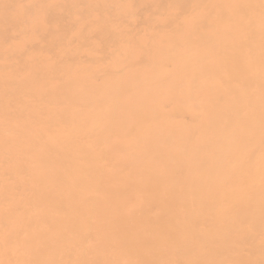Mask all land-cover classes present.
<instances>
[{
    "label": "bare ground",
    "instance_id": "6f19581e",
    "mask_svg": "<svg viewBox=\"0 0 264 264\" xmlns=\"http://www.w3.org/2000/svg\"><path fill=\"white\" fill-rule=\"evenodd\" d=\"M88 3L0 0V264H68L69 238L94 250V264H137L129 254L144 249L141 237L164 216L172 217L171 254L155 264H264V78L251 89L242 79L222 86L224 100L199 90L200 115L187 99L164 109L168 92L187 87L152 88L154 112L168 116L146 127L137 119L147 95L137 73L112 87L107 64L81 51L95 36L106 56L114 33L102 14L82 13ZM92 6L102 9L99 0ZM77 22L72 44L64 33ZM12 36L20 47L6 62ZM153 95L163 96L159 107ZM71 231L90 236L68 238Z\"/></svg>",
    "mask_w": 264,
    "mask_h": 264
},
{
    "label": "rangeland",
    "instance_id": "374dc122",
    "mask_svg": "<svg viewBox=\"0 0 264 264\" xmlns=\"http://www.w3.org/2000/svg\"><path fill=\"white\" fill-rule=\"evenodd\" d=\"M95 1L89 0L82 13L99 18L102 14V19L112 25L114 33L108 34L106 56L99 51L103 42L95 39V36L90 38L93 49L90 45L89 48L83 45L81 51L87 55L91 53L94 64H107V77H111L112 87L118 83L115 77L130 82L137 73L140 86L147 93L143 97V105L148 104L142 105L140 110L143 113L137 119L143 120L146 127L151 128L157 119L168 116L165 111L154 112L153 103H149L152 88L156 91L159 86L168 89L180 84L182 89L187 87L184 95H180V91L174 97L171 92L164 97L153 95L154 103L158 106L163 98L164 102L187 99L191 102L190 110L198 111L200 115L203 112V99L199 90L209 93L208 99L218 97L224 100L226 96L221 97L222 86H237L242 79L245 89H251L259 86L264 78L253 74L250 69L255 66L264 69V0H99L101 10L92 6ZM78 22L69 25L64 33L72 44L80 39ZM36 25L30 22L23 27L30 33ZM130 34H136V40H128ZM67 41H64V45ZM5 46L3 60L7 62L9 56L20 47V40L15 36L9 37ZM114 49H120L122 53L115 54ZM83 58H79L75 65V70L80 74L84 73L86 66ZM255 59H260V63L251 65ZM94 73L96 77L98 68L94 69ZM177 74L179 77L172 80ZM156 98L159 101L156 102ZM167 102L165 110H169ZM208 112L206 108L205 117ZM174 114L181 113L175 110ZM181 115L185 117V114ZM105 122L111 123V120ZM18 124L17 121H10V128L22 130L21 135H27V129H20ZM159 137L156 136L154 143ZM171 219V216H164L160 224L155 221L148 226V232L141 237L145 241L144 249L129 254L132 263L155 264V259L161 253L162 258L170 256L168 239L173 232L168 222ZM71 234L80 238L82 235L90 236V232L77 231L68 232L66 236L69 238ZM71 240L69 238L67 252L62 256L65 263L98 262L89 245L75 247ZM173 244L181 246L182 255L188 253L176 236Z\"/></svg>",
    "mask_w": 264,
    "mask_h": 264
}]
</instances>
